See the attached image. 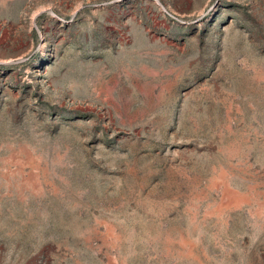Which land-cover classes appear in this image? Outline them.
Returning a JSON list of instances; mask_svg holds the SVG:
<instances>
[{
    "label": "rangeland",
    "instance_id": "obj_1",
    "mask_svg": "<svg viewBox=\"0 0 264 264\" xmlns=\"http://www.w3.org/2000/svg\"><path fill=\"white\" fill-rule=\"evenodd\" d=\"M0 264H264V0H0Z\"/></svg>",
    "mask_w": 264,
    "mask_h": 264
}]
</instances>
